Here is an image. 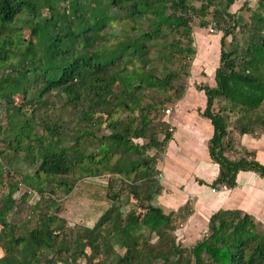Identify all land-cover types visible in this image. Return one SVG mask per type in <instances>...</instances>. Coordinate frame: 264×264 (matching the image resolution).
Listing matches in <instances>:
<instances>
[{"label": "trees", "instance_id": "16d2710c", "mask_svg": "<svg viewBox=\"0 0 264 264\" xmlns=\"http://www.w3.org/2000/svg\"><path fill=\"white\" fill-rule=\"evenodd\" d=\"M90 1L95 3V7L86 4L84 10L60 14L55 11L58 0H0V68L10 70L0 78V103L11 106L12 95L16 90L23 94L24 102L31 103L30 99L26 100V96L33 88L38 91L40 98L52 91L62 93L74 109H78L81 103H87V110H77L76 117L81 121H91L95 113L103 114L112 120L113 114L119 113L117 111L120 106L126 111L137 110L139 123L136 127L132 121L120 123L119 130L106 140L135 155L142 154L149 148L160 147L161 151L171 140V135L164 134L163 141L159 143L154 135L149 133L150 124L144 114L147 109L140 106V96L144 91L154 93L157 88L167 92L178 75L170 71L162 79H158L156 61L166 65L174 57V60L182 63L179 71L187 76L196 55L190 26L192 16L204 17L209 8L214 6L213 20L217 27L228 22L235 25L229 9L237 0H210L208 4L201 3L199 8H195L192 2L201 0ZM39 5L48 9L51 17L45 23H34L31 26V32L36 35V42L30 43L21 51L11 40L9 27L21 15L28 13L33 16ZM113 10L127 18L144 17L145 20L153 22V27L143 31L139 25L131 26L133 33H139L136 38L126 35L109 47L102 46L99 41L100 31L109 21H115V16L108 15V12ZM250 14L249 23L244 26L249 36L241 52L236 49L232 52L226 50L224 36L229 33V28L220 29L223 36L219 42V66L214 73L216 86L201 89L206 97L202 117L208 119L214 129L208 144L209 157L219 166V174L210 185L213 189L223 186L233 188L235 177L240 171L255 172L264 178V166L252 158V153L245 152L246 156L236 161L226 157V150L231 143L225 141L228 135L227 120L221 113H215L213 110L217 98L229 101L232 104L230 111L238 109L240 112H254L264 103V0L259 2V11ZM206 26L207 23L203 22L200 27ZM70 39L81 40V50L71 49L67 44ZM155 39L163 40V46L156 53L158 60L149 57L152 47L147 44ZM216 46L218 47V44ZM24 53L31 54L29 60L21 57ZM174 53L178 56L175 57ZM17 56L22 60L13 63L12 60ZM147 79L153 82L158 80L159 86L147 87ZM116 86L118 91L115 90ZM15 111L14 115L6 117L9 118V129L15 133L17 150L21 149L20 146L25 141L28 142L30 150H38L36 161L39 166L32 180H40L44 175H66L77 168L81 169V175L90 177L112 172L122 174L127 179H130L131 175H135L137 179L145 178L147 189L143 197L137 191H133L132 195L136 201L145 200L148 206L144 215L139 216L131 212L124 218L121 234L125 252L123 256L118 257L115 264H146L147 259H151V253L154 259L161 258V262L156 261L158 263L155 264L170 263L168 250L161 251L154 246L144 250L142 238L136 236L139 231L146 229L160 239L170 222V217L165 215L161 208L151 204L154 197L162 191L156 180L148 181L156 172V157H144L137 166L131 167L130 164L126 170H119L117 163L109 169L105 165L109 163L110 147H103L102 155L98 159L94 155H80L74 147H62L57 150L58 146L53 138L63 135L60 126L51 124L47 119L38 118L43 132L41 135L35 134V120L14 122L16 114L21 117L25 115L21 106L15 108ZM248 123L242 116V134L249 133ZM257 123L264 130V117ZM16 124L20 126L14 127ZM107 127L113 128V123H108ZM3 132L0 126V135ZM148 136L149 142L142 147L129 144L131 138L143 140ZM225 142L228 144L225 145ZM28 185L34 187L32 184ZM65 187V191L69 192L70 187ZM13 193L14 190L11 189L2 197L0 204V247L5 252L0 264H34L40 262V256L43 255L69 253L70 248L75 252L76 244L79 243L81 255L85 257V249L94 256L108 253L111 244L107 235H104L103 228L110 226L122 215L116 207L111 206L101 215L93 228L83 230L81 241L71 247L66 239L57 238L63 228L56 226L59 222L56 216L44 217L39 220L37 226L23 235L16 236V227L8 222V214L16 205ZM208 227V235L191 250L195 264H264V232H259L255 222L247 214L221 210L210 216ZM67 263L64 261V264Z\"/></svg>", "mask_w": 264, "mask_h": 264}, {"label": "rangeland", "instance_id": "374dc122", "mask_svg": "<svg viewBox=\"0 0 264 264\" xmlns=\"http://www.w3.org/2000/svg\"><path fill=\"white\" fill-rule=\"evenodd\" d=\"M209 1H194L192 5L195 8H199L201 3L208 4ZM259 2L260 0H237L229 9L230 14L234 17L233 20L236 22L235 25L233 22H228L217 27L215 20H213L214 6L209 8L207 15L204 17L192 16L190 26L192 27L195 50H197L198 46L196 61L200 62L201 59V42L204 41V43L212 45L213 41H215L218 43V48H212V51L208 53L211 59L215 58L213 62L197 65L194 57L188 71L189 73L185 76L183 72L179 71L182 63L177 59L174 60V57L166 65L156 61V76L158 79H162L170 71L176 72L178 75L172 82L171 89L167 92L157 88L159 86L158 80L153 82L147 79L145 85L157 89H154V93L144 91L140 96V106L147 109L144 114L150 124L149 133L153 134L159 143L163 141L164 134L167 133L171 135L172 140H176L178 136L181 137V140L178 142L176 140V143H170L172 140L168 142L161 148V151L160 147L158 149L149 148L144 150L142 154L135 155L132 152L125 151L123 147L113 145L106 140L112 133L119 130L120 123L124 124L132 121L134 123L133 126L136 127L139 123V111L137 110L126 111L120 106L117 111L119 113L115 112L112 120H109L103 114L95 113L91 121H81V119L76 117L77 110H87V103H81L77 107L78 109H74V106L68 103L62 93L52 91L40 98L38 91L33 88L26 96V100L30 99L31 103L24 102V96L18 90L12 95L13 103L11 106H6L3 102L0 103V126H2L4 131L0 135V204L2 197L13 189V198L16 201V205L8 214V222L16 227V236L23 235L31 228L37 226L40 219L47 216H56L59 219L56 226L63 228L62 233L57 238L66 239L72 247L79 240L81 241L83 230L93 228L100 216L111 206L116 207L122 214L110 226L103 228V233L107 235L111 244L108 253L94 256L88 249H85L84 252L87 255L85 257L81 255V243H79L76 244L77 249H74V251L76 250L75 252L70 248L69 253L43 255L40 256L41 261L34 264H64V261L68 262L67 264H87L88 262L115 264L118 257L123 256L125 252L122 246L124 238L121 234L124 218L131 212L142 216L148 206L145 200L136 201L132 195L133 191H137L143 197L147 189V180L145 178L137 179L135 175H131L130 179H127L122 174H113L112 172L90 177L81 175V169L77 168L66 175H44L40 180L34 181L32 177L39 166V162L36 161L38 150L34 149L35 152L30 150L27 146V141L22 142L21 149L17 150V145L14 141V138H16L15 133L9 129V118L6 116L14 115L16 113L15 108L21 106L25 114L24 117L16 114L13 121L35 120L34 133L38 135L43 132L42 125L38 123V118L47 119L51 124L60 126L62 128L60 131L63 135L53 138L57 143V150L62 147H74L80 155H94L98 159L102 155L103 147H110L109 163L105 165L109 169H112L117 163L119 170H126L130 164L131 167L137 166L144 157H156V172L152 179L149 178L148 181L156 180L160 184L162 191L158 195L159 197L164 195L165 198H174L175 195L184 192V186L177 185L174 182L178 178L187 179L188 182L193 179L198 180L195 174L197 170H194V168H203L198 165L203 163L199 159H197V164L190 162L191 165L189 163L190 148L187 142H183V136H186L185 133L189 135L190 131H196V129L200 128L201 114L206 106V103L204 104V92L201 89L206 87L214 88L216 86L214 71L219 66V42L223 36V32L220 29L223 27L225 30L229 28V33L224 36L226 50L232 52L236 49L241 52L249 36V32L244 26L249 23L250 12L259 11ZM86 4L95 7V3L90 0H58L55 4V11L60 14H69L73 10H84ZM108 15L115 16L116 19L115 21H109L100 31L99 41L102 46L109 47L118 39L125 38L126 35L136 38L139 33H133L131 26L139 25L143 31L153 27V22L145 20L144 17L127 18L114 10L109 11ZM33 16L28 13L21 15L9 27L11 40L21 51H24L30 43L35 44L36 42V35L31 32V26L34 23H45L51 17L48 9L42 5L37 7ZM203 22H206L207 26L201 28L200 26ZM262 34L264 35V30ZM67 44L73 50H81L83 46L82 41L76 39L68 40ZM147 44L152 47L149 57L155 58L153 60H158L159 57L156 59V53L163 46V40L155 39ZM162 50L164 49L162 48ZM173 52L176 51L173 50ZM174 54L175 57L178 56L176 53ZM30 56L31 54L24 53L21 57L29 60ZM21 57H15L12 62L17 63L22 60ZM137 65L140 66L139 63ZM129 70H131V66H129ZM209 70H212V72L210 73ZM7 72H10V70L0 68V78ZM115 90H119L118 86H116ZM23 102L24 104H22ZM231 108L232 104L224 98H217L213 108L215 113H221L226 118L228 127L232 129L231 133L241 129L242 116L248 120L250 131L257 130L264 133V130L257 123L264 117V103L254 112H240L238 109L230 111ZM108 123H113V128L107 127ZM15 126L18 128L20 125L16 124ZM88 133L92 135H88ZM149 138V136L143 140L131 138L129 144L132 143L142 147L149 142ZM227 144L225 142V145ZM240 155V157L246 156L245 153ZM176 166H179L181 170L175 168ZM175 172H180L182 176ZM167 173H169V176ZM28 183L35 188L29 186ZM66 185L70 187L69 192L65 191ZM158 196L154 197L151 204L161 208L163 213L170 217L169 225L165 227L160 239H158L156 234L150 233L146 229L139 231L136 236L142 238L144 250L148 249L149 246H154L161 251L168 250L170 252L168 259L170 263L167 264H195L191 256V250L197 242L201 241L209 233V224L207 228H187V221L194 211L192 203L196 199L195 196H189L188 203L173 209H166L163 204H159ZM199 222H202V219H199ZM258 229L259 232H264L263 228ZM4 256L5 252L0 247V259ZM149 257L151 259L149 261L147 259L146 264L161 262V258L154 259L152 253Z\"/></svg>", "mask_w": 264, "mask_h": 264}, {"label": "crops", "instance_id": "0c3cea01", "mask_svg": "<svg viewBox=\"0 0 264 264\" xmlns=\"http://www.w3.org/2000/svg\"><path fill=\"white\" fill-rule=\"evenodd\" d=\"M216 44L218 43L215 41H213L212 45H208L204 41L201 42L200 62L196 61L198 55L197 46L195 55L197 65L214 61L215 58L211 59L208 53L212 51V48H218ZM209 72L211 73L212 70H209ZM205 100L206 97L204 95V104L206 103ZM199 124L200 128L198 130H192L189 132V135L185 133L186 136H183V142H187L190 148L189 153L191 156L188 159L189 163L197 164V159L203 162L198 164L203 168H194V170H197L195 174L198 180L193 179L191 182H188L187 179L178 178L174 183L183 185L184 192L170 199L165 198L164 195L158 196V203L163 204V207H166V209H173L188 203L189 196H195V201H192L194 211L187 221V228H207L210 216L222 210L239 211L242 214H247L253 219L258 228L264 229V178H261L255 172L240 171L235 177V186L233 188L225 186L216 189L211 188L210 185L219 174V166L211 161L208 151L209 140L213 136L214 129L211 122L204 117H202ZM243 126H241V129ZM241 129L231 133L232 129L228 127V135L225 141H231V146L226 150V157L231 161H236L240 158V154L245 152L252 153V158L264 166V133L257 130H249L248 134H242ZM176 140L177 142L180 141L181 137L178 136ZM176 140L174 139L169 142L176 143ZM175 168L181 170L179 166ZM175 173L182 176L180 172ZM167 174L169 176V173ZM199 219H202V222H199Z\"/></svg>", "mask_w": 264, "mask_h": 264}, {"label": "built area", "instance_id": "2783aa9c", "mask_svg": "<svg viewBox=\"0 0 264 264\" xmlns=\"http://www.w3.org/2000/svg\"><path fill=\"white\" fill-rule=\"evenodd\" d=\"M169 113V112H168Z\"/></svg>", "mask_w": 264, "mask_h": 264}]
</instances>
